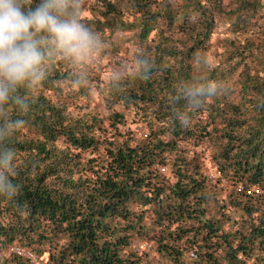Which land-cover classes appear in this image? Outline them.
Returning <instances> with one entry per match:
<instances>
[{
  "label": "trees",
  "instance_id": "16d2710c",
  "mask_svg": "<svg viewBox=\"0 0 264 264\" xmlns=\"http://www.w3.org/2000/svg\"><path fill=\"white\" fill-rule=\"evenodd\" d=\"M64 11L105 63L48 46L42 79L17 89L25 106L0 111V125L24 121L0 138L16 185L0 191V264H32L4 253L13 243L37 264H264V0H68Z\"/></svg>",
  "mask_w": 264,
  "mask_h": 264
},
{
  "label": "clouds",
  "instance_id": "9594fccd",
  "mask_svg": "<svg viewBox=\"0 0 264 264\" xmlns=\"http://www.w3.org/2000/svg\"><path fill=\"white\" fill-rule=\"evenodd\" d=\"M68 0H40L34 9H25L23 0H0V111L13 100L24 107L17 95L21 86L35 84L44 75L45 49L54 45L74 62L91 59L96 36L73 14L65 18ZM24 124L7 120L0 125V138ZM12 150L0 149V191L12 193L16 185L4 169H11Z\"/></svg>",
  "mask_w": 264,
  "mask_h": 264
},
{
  "label": "rangeland",
  "instance_id": "374dc122",
  "mask_svg": "<svg viewBox=\"0 0 264 264\" xmlns=\"http://www.w3.org/2000/svg\"><path fill=\"white\" fill-rule=\"evenodd\" d=\"M222 2L226 5L231 4L232 0H222ZM225 28L226 25L222 24L220 21L217 23V25L215 26V28L213 29V32L209 38V43H208V49L205 53L206 55V59L210 64H214L217 60H219L222 56V51H223V38L224 36H226L225 33ZM129 54V52H128ZM125 55H122V58H124ZM88 62H92V63H98L100 66H103V64L105 63L104 60H97L96 56L93 54L91 59L88 60ZM124 65L127 66L129 65V62H124ZM91 105L92 106H96L98 104H100V100L99 98L96 96V94H94L92 96V101H91ZM131 128L135 131L136 134H140L142 129L141 127H137L135 125H132ZM184 147H186L187 149L190 148V146L188 145H184ZM204 167L207 170L208 174H212V171L207 167V163L206 166L204 165ZM132 247L134 250H136L138 253L144 252V251H148L149 248L151 247V242L150 240L143 238V239H133L132 241ZM150 256H153L152 252H149Z\"/></svg>",
  "mask_w": 264,
  "mask_h": 264
},
{
  "label": "built area",
  "instance_id": "2783aa9c",
  "mask_svg": "<svg viewBox=\"0 0 264 264\" xmlns=\"http://www.w3.org/2000/svg\"><path fill=\"white\" fill-rule=\"evenodd\" d=\"M159 170L160 171H163V168L160 167ZM209 175L213 177V173L212 174H209ZM4 253L5 254L12 253V254H15V255H18V256H21V257H24V258L29 259L32 264H37V261L34 258V256L32 255V252L29 249H27V248L20 247L16 243L11 244L5 250Z\"/></svg>",
  "mask_w": 264,
  "mask_h": 264
}]
</instances>
